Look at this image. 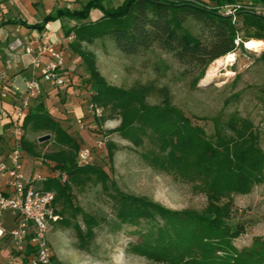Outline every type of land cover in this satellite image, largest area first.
Here are the masks:
<instances>
[{"label": "trees", "instance_id": "16d2710c", "mask_svg": "<svg viewBox=\"0 0 264 264\" xmlns=\"http://www.w3.org/2000/svg\"><path fill=\"white\" fill-rule=\"evenodd\" d=\"M235 1L124 0L115 7L105 5L104 0H90L80 10L59 9L56 14L46 16L42 23L29 24L20 19L7 21L43 29L47 22L59 17L75 20L77 23L68 27L65 35H74L69 47L86 66L91 86L90 102L102 109L101 116L95 118L97 124L118 119L120 123L113 132L119 133L135 147L144 144V137L150 130L154 140L152 146L141 154L143 161L155 170L172 173L180 181L192 183L195 190L206 195L208 204L204 210H173L147 196L114 195L120 224L137 225L143 220L155 222L130 246L134 254L154 263L264 264V240L257 237L251 246L239 248L235 239L240 231L229 223L234 196L249 194L256 185L264 183V147L260 142V133L253 122L246 120L241 126V140L231 142L220 134L210 137L203 127L194 124L168 98L158 103L149 102L148 97L155 86L125 88L111 84L99 70L96 53L85 48L84 44H92L109 36L125 50L135 53L139 46H147L154 34L167 41L174 42L178 38L181 48L208 56L210 63L245 48L244 44L250 39L264 40V17L241 12L234 20L208 8L211 4L221 7ZM252 1L264 4V0ZM95 9L100 10L102 16L90 20L91 12ZM149 11L159 17L151 20L153 31L143 25L138 29L142 18L140 14ZM135 12L138 13L134 17ZM170 13L173 26L164 21ZM178 13L191 14L208 27L214 37L212 44L203 46L198 38L185 30L178 37L176 31L181 29ZM243 30L252 33L243 37L240 35ZM237 39L239 45L236 44ZM262 57L264 59V54ZM23 127L25 130L52 133L60 147L43 159L54 172H59L58 176L46 178L43 187L55 192V209L58 203L71 202L70 182L63 181L61 176L67 174L71 179L95 177L103 187L109 185V173L97 162L86 166L77 164L82 142L65 129L42 102L29 108ZM21 147L26 153L36 155L35 143L25 137ZM107 149L112 161L114 144L110 143ZM61 212L56 211L59 216ZM93 234L92 229L84 232L77 225L81 246H86Z\"/></svg>", "mask_w": 264, "mask_h": 264}, {"label": "rangeland", "instance_id": "374dc122", "mask_svg": "<svg viewBox=\"0 0 264 264\" xmlns=\"http://www.w3.org/2000/svg\"><path fill=\"white\" fill-rule=\"evenodd\" d=\"M137 13L133 14L134 17ZM100 14V10H93L91 19ZM140 15L143 24L140 23L138 29L143 25L153 31L151 20L159 19L158 15L152 11ZM178 18L181 22V29L176 31L178 37L185 30L198 38L203 46L209 47L212 44L214 37L211 30L195 17L178 13ZM164 21L174 25L171 13ZM248 33L251 35L252 31L243 30L240 35L245 37ZM154 37L153 34L147 46H139L135 53L125 50L109 36L92 44L85 43L84 47L96 53L99 70L111 84L125 88L155 86L148 97L149 102L158 103L168 98L212 138L220 134L231 142L241 140V126L244 121L250 120L259 131L260 142L264 147V48L253 51L244 44L245 48L231 52L236 53L234 60L228 61V53L219 57L226 56L223 65L214 66L215 60L209 63L208 56L181 48L178 38L173 42ZM64 46L73 67L69 68L71 73L84 72L85 80L79 87L88 90L90 84L86 66L73 53L69 42H65ZM53 88L55 95L64 86ZM85 97L90 100V96ZM75 100H71L73 107ZM56 101L60 103V99ZM92 117L94 120L85 122L83 128L94 140H102L103 145L97 146V141L84 143L79 135L74 136L82 142L81 146L92 147L97 163L109 173L111 180L107 187H103L96 182L95 177L71 179L66 174L64 179L61 176L63 181L70 182L71 202L56 205V211H62L61 219L52 223L49 229L53 264H160L134 254L130 247L155 222L143 220L137 225L120 224L116 216L114 195L125 193L147 196L173 210H204L208 204L207 197L195 190L192 183L180 181L172 173L155 170L143 161L141 154L152 146L154 140L150 130L144 137V144L135 147L119 133L113 132L118 119L102 123L101 127L95 120L98 116ZM47 134H51L49 140H39ZM24 137L36 145V155L25 152L24 175L31 178L32 173L35 175L41 172L45 166H48L47 171L52 169L43 159L47 154L60 149L54 135L26 129ZM110 143L114 144L112 161L107 149ZM46 174V178L52 176L51 172ZM43 182H40L42 187L45 186ZM229 223L240 231L235 239L239 248L251 246L257 237L264 240V183L256 185L249 194L234 196ZM77 225L84 232L88 229L94 232L86 246H81Z\"/></svg>", "mask_w": 264, "mask_h": 264}, {"label": "crops", "instance_id": "0c3cea01", "mask_svg": "<svg viewBox=\"0 0 264 264\" xmlns=\"http://www.w3.org/2000/svg\"><path fill=\"white\" fill-rule=\"evenodd\" d=\"M90 0H1L0 5V149L4 148L10 139V130L17 119V110L20 104V96L25 90L27 81L38 73L33 66L34 52L29 51L30 47H36L40 43H68L65 30L74 26L77 22L67 17H59L45 24V28H30L20 23H8L9 20H24L29 24L42 23L46 16L56 14L59 9L80 10ZM124 0H104L105 5L119 6ZM93 12V11H92ZM91 12V14H92ZM99 16L90 20H96ZM65 47V46H64ZM70 65V67H69ZM68 51L66 50L65 74L68 83L63 89L54 95V88L45 84L44 92L38 99L32 100L31 107L42 102L44 107L59 120L61 125L73 135H79L84 143L92 144L97 140L87 133L83 125L85 122H92L94 118L89 112L88 103L90 100L91 86L88 90L82 85L84 72L71 73ZM88 78V75H85ZM76 85V86H73ZM6 94V96H4ZM75 98V107L72 106V99ZM60 99V103L56 101ZM17 109V110H16ZM112 122V120L107 121ZM117 127L120 123L116 120ZM119 122V123H118ZM103 125L101 124V127ZM7 150V149H6ZM42 165V162H39ZM41 169V167L39 168ZM48 166L41 169L31 178L38 175L45 177L47 172L56 176V172ZM26 177V176H25ZM30 178V177H26ZM44 183V182H43ZM40 186V182L38 183ZM42 187V186H40ZM16 226L15 215L7 212L1 223L0 233L3 230L6 234ZM13 249V243L7 235L0 236V263L5 262Z\"/></svg>", "mask_w": 264, "mask_h": 264}, {"label": "built area", "instance_id": "2783aa9c", "mask_svg": "<svg viewBox=\"0 0 264 264\" xmlns=\"http://www.w3.org/2000/svg\"><path fill=\"white\" fill-rule=\"evenodd\" d=\"M208 8L234 20L241 12L264 17V4L252 0H237L221 7L211 4ZM73 39V34L66 37L69 42ZM236 44L239 45V39ZM29 51L34 52L33 66L38 73L27 81L20 96L17 119L12 122L10 139L5 147L0 149V228L7 212H12L16 219V226L11 231L6 234L2 230L0 233V236L7 235L13 243L11 254L0 264H53L54 254L48 233L52 223L60 217L55 209V192L38 185L46 180V177H25V151L21 147V141L25 136L24 117L31 107L32 100L42 96L45 84L59 87L68 82L65 74L66 48L59 42L40 43L36 47H30ZM88 108L93 116H101L102 109L93 103L89 102ZM96 144L101 147L103 141L98 139ZM96 162L92 147L80 148L77 154L79 166ZM63 177L66 179L67 176Z\"/></svg>", "mask_w": 264, "mask_h": 264}, {"label": "bare ground", "instance_id": "6f19581e", "mask_svg": "<svg viewBox=\"0 0 264 264\" xmlns=\"http://www.w3.org/2000/svg\"><path fill=\"white\" fill-rule=\"evenodd\" d=\"M246 47L253 51H260L264 48V40L263 39H250L246 42ZM234 54L230 53L227 55L228 61L234 60ZM226 58V56H225ZM225 58H218L214 61V66L223 65L225 63Z\"/></svg>", "mask_w": 264, "mask_h": 264}, {"label": "water", "instance_id": "95a60500", "mask_svg": "<svg viewBox=\"0 0 264 264\" xmlns=\"http://www.w3.org/2000/svg\"><path fill=\"white\" fill-rule=\"evenodd\" d=\"M50 138H51V134H47V135L40 137L39 140L40 141H46V140H49Z\"/></svg>", "mask_w": 264, "mask_h": 264}]
</instances>
